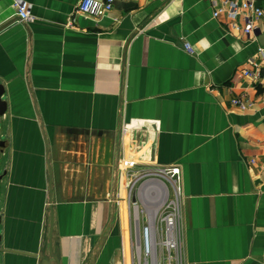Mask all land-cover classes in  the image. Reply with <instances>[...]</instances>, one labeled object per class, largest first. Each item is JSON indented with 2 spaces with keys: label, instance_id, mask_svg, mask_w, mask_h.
I'll return each instance as SVG.
<instances>
[{
  "label": "crops",
  "instance_id": "1",
  "mask_svg": "<svg viewBox=\"0 0 264 264\" xmlns=\"http://www.w3.org/2000/svg\"><path fill=\"white\" fill-rule=\"evenodd\" d=\"M26 1L29 23L0 0V264H40L50 176L61 264H128L122 160L181 167L186 264H264V87L241 75L264 62L228 0H117L73 25L80 0Z\"/></svg>",
  "mask_w": 264,
  "mask_h": 264
},
{
  "label": "built area",
  "instance_id": "2",
  "mask_svg": "<svg viewBox=\"0 0 264 264\" xmlns=\"http://www.w3.org/2000/svg\"><path fill=\"white\" fill-rule=\"evenodd\" d=\"M117 0H80L73 16L72 25L78 16L101 19L114 9ZM226 11L230 18L232 30L244 35L258 37L257 31L264 27V9L254 0H244L241 4L226 1ZM15 15L22 23H29L35 19L32 5L26 0H13ZM224 9L215 12L217 16ZM244 21L242 25L238 18ZM185 49L191 54L195 50L191 43H184ZM258 55L264 62V45L258 48ZM264 66H246L241 75L250 78L255 86L264 87ZM264 102V99H262ZM230 105L242 111L253 109L254 99L246 94L231 99ZM125 167H132L133 162L122 160ZM142 171V170H141ZM146 171V172H145ZM144 172L131 171L132 190L138 182L149 199L144 198L146 224H141L139 214L136 218V238L133 246L132 264H186L184 251V181L180 166H159ZM141 190V188H140ZM142 192V193H143ZM146 196V195H144ZM153 207V209L150 208Z\"/></svg>",
  "mask_w": 264,
  "mask_h": 264
},
{
  "label": "water",
  "instance_id": "3",
  "mask_svg": "<svg viewBox=\"0 0 264 264\" xmlns=\"http://www.w3.org/2000/svg\"><path fill=\"white\" fill-rule=\"evenodd\" d=\"M257 36L259 39V42L261 45H264V31H257ZM4 87L0 86V117L3 116L7 110V102L3 100L4 95ZM3 146L4 141L0 142V152H3ZM49 184L51 186L50 189V200L51 204L49 206V212H50V223L47 228L48 235H46V238L44 239L42 251L40 254L41 262L40 264H51L54 262V264H61L62 259V253H61V247L60 242L54 241V233H55V214H54V205L52 204V179L51 176L49 177ZM2 218L0 216V224H1ZM0 242H1V236H0Z\"/></svg>",
  "mask_w": 264,
  "mask_h": 264
},
{
  "label": "rangeland",
  "instance_id": "4",
  "mask_svg": "<svg viewBox=\"0 0 264 264\" xmlns=\"http://www.w3.org/2000/svg\"><path fill=\"white\" fill-rule=\"evenodd\" d=\"M132 167H124L128 178H129V182L127 183L126 186V190H125V201H126V208L127 211L129 213V221H130V229L128 232V247H130L131 250V254L129 257V262L128 264H132L133 262V246H134V242H135V238H136V214L140 216L141 220V224H146L147 222V218L146 215L144 213H142L143 209L145 208V199H149V194L144 193L142 190V187L140 185L141 182H138L137 185L135 186V188L132 190V182H131V171L135 170L137 171V169H131ZM150 169V168H149ZM147 169H143L142 171L138 170L139 172H144ZM146 172V171H145ZM141 188V190H140ZM143 192V193H142ZM146 195V196H144ZM134 199L136 200L134 202ZM151 209H153V207L150 206Z\"/></svg>",
  "mask_w": 264,
  "mask_h": 264
}]
</instances>
